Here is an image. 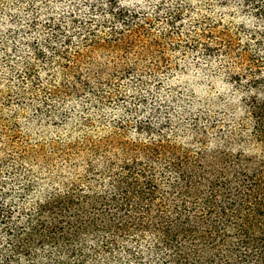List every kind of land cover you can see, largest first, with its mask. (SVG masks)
Returning <instances> with one entry per match:
<instances>
[{
  "label": "trees",
  "instance_id": "16d2710c",
  "mask_svg": "<svg viewBox=\"0 0 264 264\" xmlns=\"http://www.w3.org/2000/svg\"><path fill=\"white\" fill-rule=\"evenodd\" d=\"M170 48L219 60L220 115L152 93L183 71ZM32 124L71 131L31 144ZM197 152L236 154L240 247L264 237V0H0V264H188L162 196Z\"/></svg>",
  "mask_w": 264,
  "mask_h": 264
},
{
  "label": "rangeland",
  "instance_id": "374dc122",
  "mask_svg": "<svg viewBox=\"0 0 264 264\" xmlns=\"http://www.w3.org/2000/svg\"><path fill=\"white\" fill-rule=\"evenodd\" d=\"M10 5H13L11 1ZM210 15L215 21H229L219 10H213ZM234 23L236 26L250 24L241 17ZM8 24L12 25L11 21ZM187 28L188 25L183 32V40L186 39ZM245 37L242 35V41H245ZM168 56L183 71L174 76L162 77L159 86H151L152 93L158 98H173L171 115L179 118L182 111L201 115V118L209 114L215 117L220 115L222 105L219 103L222 98H229L233 89L217 73L219 60L214 61L209 68L207 60L199 58L196 62L189 52L170 48ZM55 128L52 125L40 128L32 124L25 127L23 134L30 139L29 143L35 144L57 139L58 136L65 137L71 131V128L65 127L58 134ZM190 140V134H186L179 141L188 146ZM210 145V149H215ZM193 155L184 167L185 171L189 169V178L181 180L177 188L163 191L162 196L167 217L175 222V229H178V215L186 219L188 229L186 232L179 231L175 238L177 247L174 260L188 264H264V237L257 233V229H248L247 245L245 248L240 247L241 241L245 239L246 220L252 219V211L241 207L242 185L234 181L239 165L236 154L226 157L223 165L216 164L214 154L197 152Z\"/></svg>",
  "mask_w": 264,
  "mask_h": 264
}]
</instances>
